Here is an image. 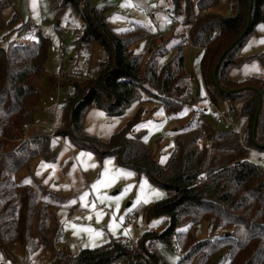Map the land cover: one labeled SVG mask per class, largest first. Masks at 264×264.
<instances>
[{
    "label": "trees",
    "instance_id": "trees-1",
    "mask_svg": "<svg viewBox=\"0 0 264 264\" xmlns=\"http://www.w3.org/2000/svg\"><path fill=\"white\" fill-rule=\"evenodd\" d=\"M9 1L0 0V29L3 27L1 11L9 6ZM195 1L193 8L191 0H170L171 17L181 18L186 34H181L174 46L167 48V42L155 44L153 33L142 25L132 24L125 31H114L100 10L86 0H58V5L71 8L81 19L79 45L97 43L105 52L106 60L98 65L95 77L85 84L70 80L72 93L61 105L64 128L52 137L69 138L79 150L93 153L100 161L114 157L120 167L138 176L145 174L149 182L167 192L163 200L145 208V218L165 217L167 225L160 232L146 229L135 241L138 254L121 238L109 237L106 243L82 249L75 256L57 255L53 264H114L117 261L166 264L150 252L154 242L173 245L179 254L176 264H264V168L245 156L249 150L264 154V148L260 147L264 145V78L234 81L229 77L230 70L252 61L264 66V53L242 59L239 52L254 27L264 24V0H225L227 15L215 10L220 0ZM17 22L13 14L7 25L12 28ZM28 29L29 24L14 27L17 35ZM141 42L150 43L146 59L134 50ZM186 45L201 49V83L210 88L211 102L216 106L227 103L230 113L232 106H238L239 117L245 121L243 146L235 133L217 129L209 131L208 138L213 142L210 148L199 147L194 124L193 127L186 125L176 133L175 150L160 164L143 143L144 132H133L143 120L141 108H137L132 119L107 143L83 133V118L92 107L107 117H120L134 102H152L155 108L173 115L183 106L196 104L200 93L196 96V91L188 92L182 86L186 80L182 71ZM48 47L49 40L40 32L33 39L22 43L11 41L0 47L1 254L9 255L8 249L13 244L30 243L29 252L37 247L28 240L37 196L28 186L16 183L14 176L33 158L48 162L56 156L50 146V136L36 132L23 140L21 137L23 126L33 124V113L40 98L38 82ZM168 49L174 51L173 57L159 65ZM11 141L15 143L4 148ZM40 187L37 185L40 193L48 195ZM44 206L38 211L41 244L46 242L42 227ZM200 222L208 225L209 237L197 241L190 228Z\"/></svg>",
    "mask_w": 264,
    "mask_h": 264
},
{
    "label": "rangeland",
    "instance_id": "rangeland-1",
    "mask_svg": "<svg viewBox=\"0 0 264 264\" xmlns=\"http://www.w3.org/2000/svg\"><path fill=\"white\" fill-rule=\"evenodd\" d=\"M86 1L100 10L114 31H125L132 24L142 25L153 33L155 44L167 42L169 43L167 48L174 46L181 34H186L181 25V18L171 17L170 0ZM191 1L195 8L196 1ZM225 7L226 1L220 0L215 10L227 15ZM13 14L18 18L14 27L29 24V29L20 35L16 34L14 27L10 28L7 25ZM1 20L3 27L0 29V47H4L18 36L22 40L33 39L35 33H31V26L38 28L49 40L44 71L38 82L40 98L33 113V124L31 127L23 126L24 132L21 137L23 140L36 132L50 136V146L56 156L48 162L39 157L33 158L14 176L16 183L28 186L37 196L28 237V240L37 247L31 253L40 252L38 211L43 205L46 211L42 227L46 241L48 242V232L54 229L47 227L57 224L65 235L60 243L72 256L82 249H90L106 243L109 237L135 242L152 226H159L158 232L164 230L167 219L160 217L146 220L144 210L167 197L166 191L149 182L145 174L138 176L120 167L114 157L100 161L93 153L79 150L69 138L52 137L54 132L64 128L60 119L61 105L72 93L71 81L85 84L95 77L98 65L106 60L105 52L97 43L83 46L77 42L82 31V22L78 14L69 7L63 8L58 5V0H10L9 6L1 11ZM60 44L63 45L61 54L51 51V47L57 48ZM149 46V42H141L135 45L134 50L142 53L146 59ZM239 52L242 59L264 53V24H257L254 27V32L246 38ZM173 55L174 51L168 49L159 60V65L170 61ZM200 58L201 49L188 45L184 47L182 71L186 80H190L189 91L194 92L196 84L200 86L199 101L196 104L183 106L176 115H173L166 114L161 108H155L152 102H134L120 117H107L102 111L92 107L83 118V133L91 139L107 143L112 135L126 126L137 108H141L143 120L133 132H144L143 143L151 150L153 158L163 164L169 153L175 150V139L167 136L178 133L186 125L193 127V116L197 107L208 109L205 103L206 92L199 72ZM261 74H264V66L252 61L230 70L229 77L234 81H244L250 77H260ZM220 107L225 111L229 110L227 103ZM231 114L242 128L241 125L245 122L239 117L237 105L231 107ZM14 143L15 141L6 142L4 148H9ZM245 156L249 161L264 168V162L260 160V156L264 157V154L249 150ZM127 172H131L132 175H126ZM25 180L29 183H25ZM98 181L100 183H97ZM141 181L146 182L143 187ZM37 184H42L40 188L48 195H42ZM157 192L161 195L157 196ZM57 196L60 199H57ZM129 210L136 213V218L132 223L124 224L125 215ZM162 222H165L164 226H160ZM89 229L99 231L102 235L97 236L95 231ZM190 233L197 241L204 240L209 237L208 225L200 222L194 228H190ZM53 234L52 237L55 239L56 231L53 230ZM25 244L11 245L25 249L21 254H12L10 258L3 256L7 253H0V264H39L40 262L32 261L28 257L26 248L30 243ZM9 250L11 251V248L8 249V253ZM160 257L166 264H176L179 254L172 245L168 246V250L162 251ZM114 264L123 263L117 261Z\"/></svg>",
    "mask_w": 264,
    "mask_h": 264
},
{
    "label": "built area",
    "instance_id": "built-area-1",
    "mask_svg": "<svg viewBox=\"0 0 264 264\" xmlns=\"http://www.w3.org/2000/svg\"><path fill=\"white\" fill-rule=\"evenodd\" d=\"M137 11L139 9L137 8ZM185 29V28H184ZM186 30V29H185ZM39 32L38 28L31 27V33ZM26 40V39H25ZM24 40H22L19 36L15 38L13 41L14 43H22ZM51 51L58 52L61 54V50L63 49V45L60 44L57 48L51 47ZM189 80H185V82L182 84V86H185L189 91ZM205 92H206V99L205 103L208 106V109H203L201 107H197L194 111L193 116V124H194V130L199 135V139L197 141V145L200 147L206 146L209 147L213 144V142L208 138V134L210 130H217L221 129L223 131H229L232 133H235L238 136V143L242 145V129L236 122V119L233 114H231L228 111H224L220 106H216L211 102L209 93L211 92L210 88L208 86H204ZM168 138L173 137L176 139L177 134L174 133L172 135H168ZM261 154V153H259ZM260 160L264 162V157L260 156ZM136 218V213L132 210L127 211L124 219V224H130L132 223ZM165 222H162L160 226H164ZM159 226H152L151 228H148V231L150 232H158ZM65 238V235L61 229V227L57 228L56 234H55V240L57 242L62 241ZM128 247L132 248L136 251V253H140L138 251L137 245L134 241H126L124 240ZM168 250V246L163 243L154 242L150 245V252L158 257H160V253L162 251ZM57 256V255H55ZM52 257L47 263L45 264H53L56 257ZM161 258V257H160Z\"/></svg>",
    "mask_w": 264,
    "mask_h": 264
},
{
    "label": "crops",
    "instance_id": "crops-1",
    "mask_svg": "<svg viewBox=\"0 0 264 264\" xmlns=\"http://www.w3.org/2000/svg\"><path fill=\"white\" fill-rule=\"evenodd\" d=\"M56 25H58V22L56 23ZM32 27V26H31ZM185 30V29H184ZM39 32H40V30H39ZM14 41V40H13ZM260 78H264V74H261L260 75ZM189 82H190V80H189ZM197 85V84H196ZM195 91H196V89H195ZM194 91V92H195ZM200 91V90H199ZM238 107V106H237ZM222 109L225 111V109L222 107ZM242 119V118H241ZM242 121H244V119H242ZM245 122V121H244ZM244 125V124H243ZM243 125H241L242 126V128H243ZM32 126V124L29 126V127H31ZM241 128V129H242ZM37 185H40V184H37ZM42 185V184H41ZM57 199H60V198H58V196H57ZM83 213H85V212H82V214ZM49 214V213H48ZM51 227H53L54 229H52V231L51 232H48V234H47V240H48V242L46 243H44V244H41V246L39 247V249L38 250H40V252L39 253H36V254H32L31 252H29L28 251V247L26 248V252H27V255H28V257L32 260V261H37V262H40L39 264H45V263H47L52 257H54L55 255H60V256H62V257H66V256H71L70 254H69V252L66 250V249H64V247H63V245L60 243V242H57L55 239H53V230L54 231H56L57 230V228H59L60 226H57V224H51V226L50 227H47L48 229L50 228L51 229ZM16 247H19V246H16ZM9 248H11V251L9 250V258L12 256V254H16V253H19V254H21L23 251H24V249L25 248H21V249H19V248H15L14 246H11V247H9ZM8 258V257H7Z\"/></svg>",
    "mask_w": 264,
    "mask_h": 264
},
{
    "label": "water",
    "instance_id": "water-1",
    "mask_svg": "<svg viewBox=\"0 0 264 264\" xmlns=\"http://www.w3.org/2000/svg\"><path fill=\"white\" fill-rule=\"evenodd\" d=\"M248 22H249V19H248ZM246 30H247V27H245V29H244V31H243V34L246 32ZM232 46H233V45H231V47H232ZM222 56H223V55H222ZM222 56L219 58V60H218V62H217V64H216V67L219 65ZM199 90H200V86H199V84H197V85H196V96L199 95ZM258 110H259V106L257 107V110H256V111L258 112ZM255 118H256V116H255ZM254 131H255V121L253 122V124H252V128H251V137H252V140H254ZM173 132H176V131L173 130ZM260 147L264 148V145H262V146H260ZM127 206H128V205H127Z\"/></svg>",
    "mask_w": 264,
    "mask_h": 264
},
{
    "label": "snow or ice",
    "instance_id": "snow-or-ice-1",
    "mask_svg": "<svg viewBox=\"0 0 264 264\" xmlns=\"http://www.w3.org/2000/svg\"><path fill=\"white\" fill-rule=\"evenodd\" d=\"M33 7H35V5H33ZM83 155V154H82ZM118 171H123V170H118ZM126 175H128V176H131L132 175V173L131 172H127V173H125ZM25 183H29V181H27V180H25ZM97 183H100L99 181L97 182ZM146 182H144V181H141V187H143L144 186V184H145ZM130 187V186H129ZM85 196L87 195L86 193L84 194ZM156 195L157 196H159V195H161V193H156ZM138 200L140 199L139 198V196H138V198H137ZM111 224H110V230H111ZM89 231H95V234L97 235V236H99V235H102V233H100L99 231H96V230H93V229H89Z\"/></svg>",
    "mask_w": 264,
    "mask_h": 264
}]
</instances>
